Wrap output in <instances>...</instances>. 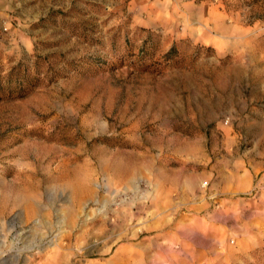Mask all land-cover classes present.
I'll return each instance as SVG.
<instances>
[{"label": "rangeland", "instance_id": "1", "mask_svg": "<svg viewBox=\"0 0 264 264\" xmlns=\"http://www.w3.org/2000/svg\"><path fill=\"white\" fill-rule=\"evenodd\" d=\"M0 264H264V0H0Z\"/></svg>", "mask_w": 264, "mask_h": 264}]
</instances>
